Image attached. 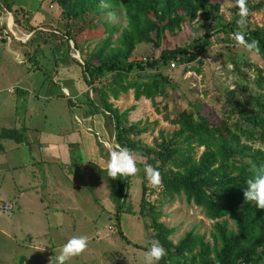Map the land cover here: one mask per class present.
<instances>
[{"label": "rangeland", "instance_id": "1", "mask_svg": "<svg viewBox=\"0 0 264 264\" xmlns=\"http://www.w3.org/2000/svg\"><path fill=\"white\" fill-rule=\"evenodd\" d=\"M6 2L13 8L23 10L25 17L20 15V22L17 24L13 23L9 14H0V37L5 38L4 40L0 38V80L6 83L15 79L22 80L21 83L25 84L24 87L27 89L25 90L27 100L38 110L42 108L44 111L45 124L55 129H64L66 126L76 127L86 139L89 138L90 149L96 151L97 160L94 155L73 156L76 165L82 163L89 170V179H86L85 183L90 182V187L82 186L79 182L81 180H75L73 173H70V178L68 175L64 176V181L70 182L74 189L73 197L76 205L65 218L56 216L57 219L62 218L61 228L54 227L52 219L48 218L49 226L44 228L43 234L39 228L33 226L32 222L26 223L19 220L12 224L11 236L5 237L0 234V264H55L56 255L63 244L71 237L81 235L88 237V246L81 255L72 258L68 264H144L143 258L147 250L137 249L131 243L147 247L156 240L150 237L153 231L149 228V215L141 216L138 213L141 181L144 185L145 202L160 213L158 221L165 228L172 229L167 236L172 244H175L188 231L202 236L203 241L210 244L213 221L206 219L202 210L187 203L182 195L167 201L162 196L161 188L154 189L149 184L144 172L146 158L143 149L156 152L160 140L158 131H161L164 138L168 139L171 131L176 129L175 125L164 121L165 114L173 117L179 110L183 108L188 110L191 105H195L204 109L210 107L211 116L215 119L223 118L228 116L222 111L226 90L244 84L248 90L264 94V63L260 57L238 46L229 37L230 33L212 35L209 31L211 34L209 45L197 61L188 64H177L172 61L173 67L169 66L170 62L159 63L154 69L145 68L139 72L141 77L150 76L156 72L165 76V90L157 99L156 97L153 100L140 97L134 101L131 90L123 94L119 93L116 100L108 97V101L121 113V125H133L139 130L144 128L140 134L130 135L133 140H138L142 148L133 152L141 171L136 176L130 177L122 211L119 212L118 219H115V206L109 197L114 189H108L106 199L103 186L107 175L99 162L106 156L108 159L110 151L117 149L111 137L112 126L105 121L102 113L92 112L90 105L82 100L80 106L84 111L83 115L87 116L89 112L92 115L90 122L87 120L86 122L89 123L85 124L73 97L77 92L81 95L86 85L79 76L80 68L77 61L71 58L68 50L79 60L87 57L100 46L104 39L109 38L108 47L103 50L104 54L108 53L109 48L117 46L116 39L125 28L126 19L123 10L119 5H111L101 0L99 6L104 10L100 15L92 16L88 13L84 18L77 19L72 16L61 17L59 6L51 0H6ZM233 3L234 0H221L215 12L217 18L214 23H211L207 13H197L193 21L181 25L179 31L167 36L168 43L165 42L167 48H172L174 45H186L193 37L202 36L208 24H214L217 27L219 23L225 24L232 19H238L236 15L238 9L231 6ZM247 5L252 9H249L246 29L264 27V0H247ZM6 19L12 21L11 32L4 25ZM88 21L92 23L99 21L107 29L98 37L86 40L79 37L76 44L78 52L70 46L67 47L65 40L61 39L63 33L66 30L69 34L75 31L81 32L79 24ZM54 30L58 31V35L54 34L56 33ZM159 49L150 43H139L135 45L130 58L150 60L158 55ZM17 59H24L26 64L18 63ZM32 65L35 67L30 68ZM54 67H57L56 74L53 71ZM24 74H27L26 77ZM107 79L108 75L95 82V85L99 86ZM256 80L260 83L257 90L254 86ZM60 86L67 88L70 97H66ZM32 89H34L33 93L39 91L37 98L31 95ZM235 95L236 98L241 96L238 93ZM80 97L76 100L83 98L80 99ZM162 104H165L164 109ZM242 109L247 110L249 107L243 106ZM76 115L79 120L81 119L80 128L74 121L77 118ZM229 117L235 119L236 114H231ZM83 126L87 127L86 131L82 130ZM104 140L108 143L106 148ZM257 146L259 144H252L253 148ZM200 150H195V156ZM2 191L9 192L8 189ZM9 195L11 194L0 197V222L8 220L17 212L16 209L7 212L2 209V205L11 199ZM81 196H84L82 207L78 204ZM51 206L52 204H49L48 213H51L53 209ZM222 220L225 221L227 229L234 230V224L229 216L217 221ZM117 229L124 238L120 237ZM30 232H34L35 236H31L30 239L34 238L35 242L28 246L27 233L30 235ZM36 244L43 250L35 248L38 246ZM158 264L161 263L158 262ZM257 264H264V261Z\"/></svg>", "mask_w": 264, "mask_h": 264}, {"label": "trees", "instance_id": "2", "mask_svg": "<svg viewBox=\"0 0 264 264\" xmlns=\"http://www.w3.org/2000/svg\"><path fill=\"white\" fill-rule=\"evenodd\" d=\"M51 1L59 6L61 17L80 19L88 13L98 16L104 10L99 6L101 0ZM104 1L119 5L125 15L126 25L116 39L117 46L109 48L108 53L104 54L103 50L109 44V38H106L95 51L76 61L81 79L87 86L85 99L91 109L102 113L105 121L111 123V137L115 146L126 147L133 153L142 148L138 140H133L131 136L140 134L144 128L139 130L133 125H121V113L108 101V97L116 100L119 93L131 90L134 101L140 97L157 99L165 90V76L156 72L141 77L139 72L145 68L154 69L159 63L173 61L188 64L197 61L208 47L211 34H232L237 30L236 20L219 23L217 27L208 24L202 36L193 37L186 45L167 48V36L179 31L181 25L193 21L197 13H207L211 23H214L221 0ZM3 10L11 14L13 23L19 24L20 15L25 17L23 10L13 8L6 0H0V14ZM79 26L81 32L69 34L66 30L61 38L67 47L70 40L73 50L77 52L78 39L98 37L107 29L99 21L82 22ZM54 31L58 35V31ZM245 35L249 41H259L260 52L257 55L264 63V27L245 29ZM139 43L159 47L158 55L150 60L130 58L135 45ZM106 75V82L96 86L95 82ZM254 86L257 90L260 83L256 80ZM236 93L241 96L236 98ZM224 100L222 111L228 116L223 118L211 116L210 107L204 109L195 105L188 110H179L173 117L165 114L164 121L175 125L176 129L171 131L168 139L158 131L160 140L156 152L143 149L145 163L158 169L161 174L162 196L172 201L173 197L182 195L187 203L199 207L206 219L213 221L210 244L191 231L172 244L167 239L172 229L165 228L158 221L160 213L145 202L141 181L138 213L141 216L149 215V228L153 231L150 237L158 240L166 249L167 255L159 261L161 264H257L264 261V209L257 208L254 202H245L243 195L247 189V178L253 175L252 166L264 165V94L248 90L241 84L226 90ZM162 106L164 109L165 104ZM243 106L249 109H242ZM234 113L235 119L229 117ZM1 134L11 136L15 132L5 129ZM254 143L259 146L253 148ZM197 149L201 150L195 156ZM106 177L108 188L114 189L110 197L115 206L114 217L118 219L130 177ZM225 216L232 220L234 230L227 229L225 221H217ZM117 231L124 238L120 230ZM131 245L147 250L142 244Z\"/></svg>", "mask_w": 264, "mask_h": 264}, {"label": "crops", "instance_id": "3", "mask_svg": "<svg viewBox=\"0 0 264 264\" xmlns=\"http://www.w3.org/2000/svg\"><path fill=\"white\" fill-rule=\"evenodd\" d=\"M4 39L2 38V40ZM7 39L9 38L7 37ZM68 44L72 48L70 40ZM68 53L72 59L78 60L71 55L70 50ZM17 62L26 64L24 59H17ZM32 67L35 66H30V68ZM56 68L54 67L53 70L55 74ZM24 75L26 77L27 74ZM21 81L15 79V81L6 83L2 79L0 80V197L11 194L9 195L11 199L2 206L9 204L12 210H17L16 214L11 215L8 220L0 222V234L5 237L11 236L12 224L19 220L26 223L27 221L32 222L33 226L39 228L41 233L44 232L46 226H49L48 218L52 219L54 227L61 228L63 225L62 218L57 219L56 216H64L65 218L76 205L73 197L74 189L70 182L64 181V176L68 175L70 178V173H73L75 180H81L79 182L82 186L90 187V182L85 183L86 179H89V170L82 163L76 165L73 156L87 155L89 157L94 155L97 160L96 151L90 149L89 138L86 139L85 135L77 131L76 127L69 128L66 126L64 129H55L45 124L44 111L42 108L38 110L27 100L25 94L27 89ZM60 88L66 97H70L65 86H60ZM33 91L34 89H32L31 95L37 98L39 91L37 93H33ZM86 91L87 86L81 95H79L80 92L74 94L73 100L82 114L85 124H88L92 115L89 112L87 116H84V111L80 106L82 100L88 104L85 99ZM80 96L83 98L81 99ZM77 97H80L81 100L77 101ZM68 100L71 103L70 98ZM91 111L94 112L92 109ZM87 120L89 122H86ZM74 121L80 128L81 119L79 120L77 117ZM86 126H83L82 130L86 131ZM5 129H12L15 134L11 136L2 135L1 132ZM103 143H106V148L108 143L105 140ZM107 161V156L104 160H99L103 169H106ZM95 184L97 185V179ZM103 188L107 199L109 188L106 180ZM3 189H8L9 192L5 193L2 191ZM49 204H52L51 207L53 208L51 213H48ZM78 204L81 207L84 205V196L80 197ZM24 214L25 216H23ZM18 215L20 216L18 217ZM46 215H48L47 218ZM34 232H30V235L27 233V238L29 237L28 246L35 242L34 238L33 240L30 239L31 236H35L33 235ZM35 248L40 249V246Z\"/></svg>", "mask_w": 264, "mask_h": 264}, {"label": "clouds", "instance_id": "4", "mask_svg": "<svg viewBox=\"0 0 264 264\" xmlns=\"http://www.w3.org/2000/svg\"><path fill=\"white\" fill-rule=\"evenodd\" d=\"M231 6L238 9L236 13L238 19L235 21L237 30L232 33L231 39L245 51L259 54V41L256 39L249 41L245 35L247 17L249 16L247 0H234ZM137 165L138 161L135 159L133 153L128 148L120 146L110 151L105 171L107 176L112 179L132 177L141 171ZM144 172L149 184L154 189L163 187L162 177L158 169L145 164ZM252 173L253 175L247 178L246 181L247 189L243 193L244 199L245 202H254L257 208L264 209V165H253ZM87 246V236L71 237L60 248L55 258V264H68L72 258L81 255ZM40 250L42 251L43 249ZM166 255L167 252L163 245L158 240L153 241L147 246V251L143 258L144 264H158Z\"/></svg>", "mask_w": 264, "mask_h": 264}, {"label": "built area", "instance_id": "5", "mask_svg": "<svg viewBox=\"0 0 264 264\" xmlns=\"http://www.w3.org/2000/svg\"><path fill=\"white\" fill-rule=\"evenodd\" d=\"M2 13H7V14H9V16L11 17L10 13H9L8 11H6V10H3ZM2 13H1V14H2ZM5 21H6V22H5L4 25L7 27L8 31L11 32L10 28H11V25H13V24L11 23V22H12L11 19H10V24H8V19H6ZM231 35H232V34H229V37H230V38H231ZM25 37H27V35H26ZM21 41H24V40H21ZM169 66H170V67H173V63L170 62ZM2 209L5 210V211H10V210H11V205H9V204H8V205H4V206H2Z\"/></svg>", "mask_w": 264, "mask_h": 264}]
</instances>
